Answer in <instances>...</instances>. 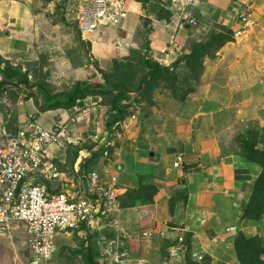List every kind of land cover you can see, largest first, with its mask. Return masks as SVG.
I'll list each match as a JSON object with an SVG mask.
<instances>
[{
	"label": "rangeland",
	"instance_id": "rangeland-1",
	"mask_svg": "<svg viewBox=\"0 0 264 264\" xmlns=\"http://www.w3.org/2000/svg\"><path fill=\"white\" fill-rule=\"evenodd\" d=\"M0 1L3 9L8 13L10 11V15L21 17L18 26L14 25L16 27L11 26L9 29L4 27L0 31V35L7 37V40L11 39L10 35L13 36L15 47L19 42L22 43L21 53L8 55L6 59L0 55V59L4 61L3 68L8 65L19 74H25L31 91L36 94L28 98L25 91L28 92L29 88L23 85L17 87L8 85L0 92V131L4 128L15 130L28 120L38 119L39 110L35 106V98L37 99V95L41 93L39 88L45 89L50 95H57L69 91L76 82L82 81H87L94 87L110 86L113 83L125 85L128 89L126 101L129 99L131 108L126 112L124 120L131 119L134 114L139 120H146L154 115L152 120L159 126L172 129L175 115H185L187 123L190 119L192 128L195 126L202 131L204 125L209 124L207 112L226 104V101L222 100L217 102L207 100V95L210 97L212 91L218 90L217 92H221L220 97L229 100L230 87L241 89L243 83L245 86L247 84V78L244 77L248 75L254 78L256 77L254 71L257 75L261 70L264 72V0H254L252 11L257 26L247 32L246 36L234 38L231 33L230 35L226 33V29H231L224 24H215L212 28L206 27V31L197 35L196 42L206 44L210 36L219 34V38L208 46L205 56L198 54L202 56L198 60L199 63L201 62L200 68L194 63L189 64L190 68L186 64L176 68L178 63L176 59L173 64L169 62L170 66L160 65V69L152 65L156 60L151 57L152 50H149L148 35L152 30V22L158 21L168 25L172 23V14L168 9L169 0H127L129 8L132 10L131 5H133L132 12L139 14L140 19L141 27L131 41L135 46L122 50L119 48V43L113 42L114 37H109V43L115 47V52L111 49V53L104 60L95 58L91 53V40L102 28L113 26H101L89 35L88 40L81 38L77 27L79 10L90 0ZM244 9L241 8L240 12L243 13ZM204 25L199 24V27L204 28ZM204 63L209 65L210 69L214 68L216 76L210 79L204 76ZM212 64L214 65L211 66ZM151 73L153 75L147 81L145 77ZM239 74L243 79H233L229 86L224 82V76H230L232 79V76ZM16 81L17 78L14 77L8 80L9 83ZM258 81L259 79H255L253 83ZM254 87H257L255 92L260 96L261 104L257 103L260 105V116L264 117V77L260 79V85ZM112 96L104 94L87 97L88 101L82 103L77 101L76 106L70 108L65 115L51 113L54 121L51 124L63 122L73 140L72 144L51 150L55 165L58 170L66 174L67 178L75 180L76 165L79 166L80 173H87L96 168L95 164L87 165L85 162L90 154L99 147L104 150L102 155L107 156L105 152L109 150L104 146L107 141L109 144L115 141L117 145H122V138L140 124L138 121L128 128L115 125L113 129L111 128L113 124L109 127L108 118L114 113L111 112ZM236 97L234 94L231 101L233 105L237 103ZM84 103L85 105H82ZM42 119L47 121L44 115ZM256 122L247 123L236 119L230 133L235 142L241 144L239 138L243 135L247 137L243 144L248 158L264 161L261 160L262 156L264 158V119ZM109 131H112L111 135ZM107 154H109L107 158L112 160L110 152ZM42 183L51 191L61 189L58 181ZM150 192L149 188L143 192L128 191L120 198V205L123 208L133 205L140 194L147 197ZM250 207L252 209L254 204ZM262 219L260 217L256 220ZM113 220V216L108 215L93 232H67L56 236L49 264H125V260L130 264L140 262L178 264L177 260L169 259L165 245L154 240L156 236L147 241L141 238L140 234L148 229L147 226H137L134 218H115L117 225L112 224ZM128 229L133 235L132 243L125 232ZM262 241L264 242L263 239ZM27 246V236L23 229L0 236V262L12 261L16 257L24 262L28 255ZM158 250L161 255L158 254ZM163 259L166 261L161 262ZM180 264H210V262L205 259L197 263L187 255L186 261Z\"/></svg>",
	"mask_w": 264,
	"mask_h": 264
},
{
	"label": "crops",
	"instance_id": "crops-1",
	"mask_svg": "<svg viewBox=\"0 0 264 264\" xmlns=\"http://www.w3.org/2000/svg\"><path fill=\"white\" fill-rule=\"evenodd\" d=\"M129 6L126 0L127 18L120 26L102 28L91 40V53L95 58L104 60L111 53V49L115 52V47L109 43V37H114L113 42L119 43V48L122 50L135 46L131 41L141 27L140 19L139 14L132 12L133 5H131L132 10ZM3 8L0 1V31L4 27L9 29L11 26L12 28L18 26L21 17L17 15V19L13 14H9L10 11L8 13ZM234 10H238V5L233 0H197L191 8L192 14L198 20L196 27L178 26L173 20L171 23L173 25L152 22V30L148 35L152 59L166 67L169 62L173 64L177 59L178 63L175 67H182L185 62L179 58L191 53V45L197 43V35L206 31V27L212 28L215 24H224L232 32L236 30L238 24L233 19ZM199 24H205L204 28L199 27ZM10 38L7 40V37L0 35V55L5 59L8 55L21 53L22 43L19 42L15 47L13 36L10 35ZM170 40L179 44V52L170 55L167 64H164L159 62L160 50ZM203 68V74L207 79L216 76L214 68L210 69L205 63ZM254 74L256 75L254 78L248 75L244 77L247 78V84L245 86L242 82L241 89L229 88V100L220 97L221 92H217L218 90L217 93L212 91L210 97L206 96L207 100L216 102L222 100L226 101V104L207 112L209 124L204 125L202 131L195 126L192 128L190 119L187 123L185 115H175L172 129L159 126L152 120L154 115L146 120H139L134 114V118L124 120L126 115L124 113L121 119L114 121L111 127L113 129L115 125L128 128L138 121L143 124H137L135 130L128 132L122 138V145H117L115 141H111L113 144H109V141L104 144L108 147L112 160L107 158L109 152H105L107 156H103L104 150L99 147L90 154V158L84 160L87 165L95 164V169L99 172L108 168L117 178L119 210L113 214V225H117L115 218L123 217L134 218L137 226L154 228L156 232L163 234L162 237L156 236L154 240L164 244L168 253L176 238L183 234L188 243V251L185 257L180 259L183 262L179 261L178 264L184 263L186 256L190 255L192 250L202 255L200 261L191 259L197 263L208 259L210 264H241L234 249L235 236L241 232L246 237L258 235L264 240V216L261 217L263 221L244 217V210L250 202L255 181L264 168L258 160L246 156L243 143L247 137L243 135L239 138L241 144L235 142L230 133L236 119L247 123L264 119L260 116V105H257V103L261 104L260 96L255 92L257 87H254L260 85L264 72L261 70L257 75L254 71ZM237 78L243 79L240 74L232 76V79L230 76H224V82L229 86L231 80ZM255 79L259 81L253 83ZM234 94L237 96L235 99L237 103L233 105L231 101ZM85 101L88 100L85 98L79 102ZM128 101H124L126 106L129 105L127 111L131 108V103ZM66 112H69V109L38 112L37 122L48 128L54 123L51 113L65 115ZM111 112L115 113L113 110ZM43 115L47 121L42 119ZM256 123L258 125V122ZM109 132L111 135L112 131ZM178 155L182 157V166L175 168L172 164ZM76 170H80L78 165ZM148 188L151 192L147 197L140 194L133 205L124 208L120 205V198L126 192H143ZM128 231L125 232L131 241L133 235L130 229ZM158 254L161 255L160 251ZM165 261L166 259H163L161 262Z\"/></svg>",
	"mask_w": 264,
	"mask_h": 264
},
{
	"label": "built area",
	"instance_id": "built-area-1",
	"mask_svg": "<svg viewBox=\"0 0 264 264\" xmlns=\"http://www.w3.org/2000/svg\"><path fill=\"white\" fill-rule=\"evenodd\" d=\"M238 5L233 19L238 27L234 38L244 37L256 28L253 15L254 0H233ZM197 0H169L168 9L178 26H197L191 8ZM126 0H90L79 10L77 27L83 40L104 25L118 27L127 18ZM241 8H245L243 13ZM237 9V8H236ZM179 52V44L170 40L160 50V60L167 64L170 55ZM0 64V81L2 80ZM135 116L132 115V118ZM63 122L44 127L37 120H28L15 130L0 131V236L25 230L28 255L24 262L19 257L0 264H49L54 251V238L69 232H93L100 222L119 210V188L116 176L108 168L92 169L87 173L75 171L69 179L54 163L52 148L72 144ZM173 167L182 166L178 155ZM58 181L61 189L51 191L42 182ZM145 241L162 237L154 228L140 234ZM188 243L183 234L176 238L169 251V259L185 257ZM194 261L202 255L190 251ZM125 264H130L128 260ZM139 264H142L141 262Z\"/></svg>",
	"mask_w": 264,
	"mask_h": 264
},
{
	"label": "trees",
	"instance_id": "trees-1",
	"mask_svg": "<svg viewBox=\"0 0 264 264\" xmlns=\"http://www.w3.org/2000/svg\"><path fill=\"white\" fill-rule=\"evenodd\" d=\"M226 33H228L229 35L230 33L231 35L233 34V32L229 29H226ZM217 38H219V34L215 33L210 36L206 44H200L199 42L193 44L191 53L181 56V60L185 62L187 67L190 66V63H194L196 67L200 68L201 62L199 63L198 61L199 57L206 55V51L209 48L208 46L213 41L217 40ZM198 54H202V56ZM3 62L4 61L0 59V64H3ZM152 65L158 69L161 68L160 65L156 62ZM1 74L2 80L0 81V92L3 91V89L7 88L8 85H14L15 87L23 85L24 87L27 86L29 88L28 92L25 91L28 98H32L34 95H36L35 92L31 91L29 80L25 74H19L18 72L12 70V68L8 65H5V68L1 70ZM152 75L153 73L147 74L145 79H147L148 81ZM13 77L17 78V81L9 83V78ZM39 91L41 93L37 95V99L35 98V106L37 107L39 112H46L48 110L55 109H70L74 107V105H76L77 101H82L89 96H101L104 94L113 95L111 101V109L115 111V113L111 114L108 118L109 127L114 123V121L121 119L129 107V105L126 106L124 104V101H126V99L128 98V89L125 85L119 83H113L110 86L102 85L99 87H94L87 81L76 82L69 91L57 95H50L43 88H39ZM39 96L40 98H38ZM261 160H264L263 156ZM259 162L264 168V161ZM252 204H254V207L251 209L250 206ZM244 216L247 219L255 220L264 216V171L261 172V174L255 181L250 202L244 210ZM234 249L236 256L241 264L264 263V242L258 236L247 238L243 233L239 232L235 236Z\"/></svg>",
	"mask_w": 264,
	"mask_h": 264
},
{
	"label": "clouds",
	"instance_id": "clouds-1",
	"mask_svg": "<svg viewBox=\"0 0 264 264\" xmlns=\"http://www.w3.org/2000/svg\"><path fill=\"white\" fill-rule=\"evenodd\" d=\"M3 67H4V65H3Z\"/></svg>",
	"mask_w": 264,
	"mask_h": 264
}]
</instances>
